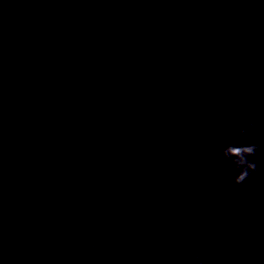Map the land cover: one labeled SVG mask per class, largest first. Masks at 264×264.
<instances>
[{
    "label": "water",
    "instance_id": "obj_1",
    "mask_svg": "<svg viewBox=\"0 0 264 264\" xmlns=\"http://www.w3.org/2000/svg\"><path fill=\"white\" fill-rule=\"evenodd\" d=\"M195 255L264 264V0H0V264Z\"/></svg>",
    "mask_w": 264,
    "mask_h": 264
},
{
    "label": "clouds",
    "instance_id": "obj_2",
    "mask_svg": "<svg viewBox=\"0 0 264 264\" xmlns=\"http://www.w3.org/2000/svg\"><path fill=\"white\" fill-rule=\"evenodd\" d=\"M256 127L254 121H250L247 125V129L251 130ZM246 129H240V136H244ZM259 146L254 143H241L239 139H233L221 145L219 150V156L226 162H228L232 168L233 176L232 182L235 185L243 184L250 176L257 170L258 161L254 160L256 152ZM89 247H94L93 244H89ZM193 264H205L204 259L201 256L195 255L192 257Z\"/></svg>",
    "mask_w": 264,
    "mask_h": 264
}]
</instances>
